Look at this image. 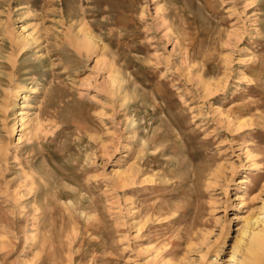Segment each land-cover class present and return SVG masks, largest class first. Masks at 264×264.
<instances>
[{
  "label": "rangeland",
  "instance_id": "rangeland-1",
  "mask_svg": "<svg viewBox=\"0 0 264 264\" xmlns=\"http://www.w3.org/2000/svg\"><path fill=\"white\" fill-rule=\"evenodd\" d=\"M65 1L0 0V264H238L264 0Z\"/></svg>",
  "mask_w": 264,
  "mask_h": 264
},
{
  "label": "bare ground",
  "instance_id": "bare-ground-1",
  "mask_svg": "<svg viewBox=\"0 0 264 264\" xmlns=\"http://www.w3.org/2000/svg\"><path fill=\"white\" fill-rule=\"evenodd\" d=\"M65 2H64V4H65ZM63 9H65V8H63ZM84 28H86V26ZM79 31H83V38L81 39L80 43L82 45H84L85 42H88L89 44H91V42L94 40V39L92 40L93 34H91L89 30L83 29V27H80ZM88 43H87V46H88ZM89 47L90 46H88V48ZM114 70L116 71V69H114ZM112 71H111V73H112ZM118 74L119 73H117V75ZM117 75L114 73L111 77L112 79L110 78V80H112V82L116 83V81L118 80L116 77ZM119 78H121V77H119ZM21 118L23 119L24 117H21ZM14 127H16V126H14ZM247 218H248L247 221L249 222L251 220V218L250 217H247ZM256 219L254 221V224H255L254 227H252L250 229V233L248 234V239L245 243L242 257L240 259H238V264H264V216L261 217L259 224L256 223ZM243 234H245V232H243ZM238 247L236 248L237 250H238Z\"/></svg>",
  "mask_w": 264,
  "mask_h": 264
}]
</instances>
